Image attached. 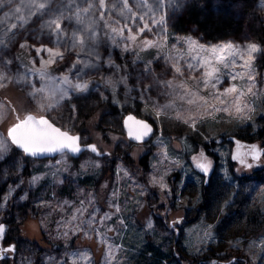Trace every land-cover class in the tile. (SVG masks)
Segmentation results:
<instances>
[{
	"label": "rangeland",
	"instance_id": "1",
	"mask_svg": "<svg viewBox=\"0 0 264 264\" xmlns=\"http://www.w3.org/2000/svg\"><path fill=\"white\" fill-rule=\"evenodd\" d=\"M197 1L106 0L103 8L98 0H0V142L6 147L0 153V224L9 225L2 243L17 249L0 257V264H94L93 249L84 240L95 242L100 264H140L144 252L156 249L165 257L161 247L176 241L188 256L264 264V173L262 180L240 187L234 177V171L241 176L261 163L247 158L253 167H245L232 159L238 147L225 142L244 132L251 137L264 125V46L251 39L206 42L196 30L177 28L187 5ZM257 9L264 14V0ZM54 21L64 25L60 38L48 32L58 31ZM114 37L120 38L118 48L110 43ZM201 44H233L238 53L227 56L228 68L210 66L218 69L215 88L203 83L201 64L211 54L201 51ZM252 44L259 49L251 54L253 78L237 75L233 80V74L249 71L241 65ZM188 63L196 67L188 69ZM232 86L245 93L243 101L252 109L248 119L234 111L237 94L224 95ZM109 100L118 109L113 115L103 106ZM81 107L94 113L82 133L77 132L86 120ZM134 111L155 125L147 143L132 144L125 135L124 115ZM27 115L51 118L104 155L86 151L78 157L64 153L27 161L22 151L12 155L8 129ZM101 116L105 123L97 128ZM178 130H183L176 138L181 152L171 139ZM207 151L212 155L206 160L216 168L211 180L217 182L209 206L200 210L202 184L210 178L197 167L202 162L198 153ZM145 156L150 157L146 169L140 166ZM72 158L81 159L74 163ZM238 196L248 197L261 214L262 222L248 236L218 230L219 215ZM156 204L155 216L139 218L145 206ZM170 223L181 231L179 240Z\"/></svg>",
	"mask_w": 264,
	"mask_h": 264
},
{
	"label": "trees",
	"instance_id": "2",
	"mask_svg": "<svg viewBox=\"0 0 264 264\" xmlns=\"http://www.w3.org/2000/svg\"><path fill=\"white\" fill-rule=\"evenodd\" d=\"M207 1V4H206ZM260 0H198V3H190L188 8L184 10L183 15L181 16L182 19L179 20L175 24V26L182 31H191V29L196 30L198 34L202 37V39L206 42H212V43H220L225 42L227 40H234V41H242L243 39H251L255 40L257 43L262 44L264 46V14L261 15L260 10L257 9V4ZM180 17V18H181ZM106 110H110V114L113 115L118 110L116 105H112L111 101H107L103 105ZM82 108V114L86 117V120L81 124L78 128L77 132L82 133L86 126L87 121L92 117V114L89 112L87 113L86 109ZM127 110H129L126 106L123 107V111L125 113H128ZM139 111V110H138ZM136 116L140 117V115L134 111ZM104 115V114H103ZM127 115V114H126ZM124 115V117L126 116ZM105 116H101L97 123V128H101L102 125L105 123ZM49 118V117H48ZM51 119V118H50ZM52 120V119H51ZM53 121V120H52ZM118 121V119H117ZM56 125L60 126L59 123L53 121ZM115 124V123H114ZM62 129L66 130V128ZM83 130V131H82ZM247 133H240L237 135L236 138L234 137H227L225 139V142L231 143L233 142L234 146L240 145V151L246 152L248 151L249 147L252 145H256L262 155L259 159V161H252L251 157L249 160L252 163H261V166H259V169H255L254 171H251L249 173L240 172L241 176H238L237 171H234L235 179L239 184V187L242 186L245 183L262 180L263 176L260 174V172L264 173V167H262V162L264 161V125L263 127H260L255 133H250L251 137H246ZM172 136V146L176 151L181 152L182 147L181 144L176 141V138L179 139L183 136V130H178L171 134ZM228 138H234V139H228ZM175 140V141H174ZM194 142H196L200 147H207L208 145L201 143L200 141H197L196 139H193ZM177 142V143H176ZM214 144L216 142H213ZM207 152H200V158L203 154L204 158L211 157L212 154ZM17 153H20V151L13 146V150L11 151L12 155H15ZM110 154H107L105 156H108ZM214 155V154H213ZM216 156V155H215ZM24 158L27 161L29 158L24 154ZM105 158V157H104ZM109 158V156H108ZM81 158H72L74 163H78ZM149 156H145L141 158L140 166L144 167L145 169L149 168ZM217 160V158H216ZM194 163V160H193ZM111 166L116 165V162L113 161V163H110ZM112 168H109L111 170ZM216 168L215 166H211L209 173L206 175V177H209L210 179H205V181L202 184V195H203V204L199 206V209L202 210L209 206L210 200L208 198L209 194L213 192V184L217 181L212 182V178L215 176ZM90 180L92 183H94L93 177H90ZM229 195V192H228ZM252 202L248 197H245L241 200L240 196H238L235 200H232L231 207L226 210L224 214L219 215L217 219L218 223V230L221 228L223 229L222 232L230 233L232 236L235 234H242L245 236H248L252 234V230L255 227L256 224L262 222L261 214L257 213L256 208L251 207ZM28 213L30 214V202H28ZM144 208L140 212L139 218H146L149 214H154L155 216L157 212V204L153 207H147ZM9 214V213H8ZM260 218V221H259ZM197 217L192 219L193 222L196 220ZM183 220V222H182ZM181 220V224L185 223V219ZM259 226V225H258ZM170 227V228H169ZM168 228L173 231L175 234L176 239L179 240L181 236V231L178 229H174V225H171V223L168 225ZM256 228V227H255ZM257 231V229H256ZM255 231V232H256ZM86 247H91L94 252V256L96 257V260L94 261V264H100L102 255L98 251L95 250V242L94 241H82ZM154 243V244H153ZM179 241L172 242L171 246H163L161 249L165 251V257L161 256V254L158 252V249L155 251L149 250L144 252V262H141L140 264H220L223 262V259L225 258H207V257H192L185 255L181 248L178 247ZM151 245H158L154 241L151 242ZM17 249H14L13 254H15ZM235 260L238 261L237 258H232L229 261H224V264H231ZM243 260V259H241ZM245 260V257H244ZM246 264L250 263L249 259H246ZM236 262V261H235Z\"/></svg>",
	"mask_w": 264,
	"mask_h": 264
},
{
	"label": "snow or ice",
	"instance_id": "3",
	"mask_svg": "<svg viewBox=\"0 0 264 264\" xmlns=\"http://www.w3.org/2000/svg\"><path fill=\"white\" fill-rule=\"evenodd\" d=\"M98 2L103 6V8H105L106 6V0H98ZM87 3L90 4H95V0H87ZM129 3V0H128ZM169 3H171V0H169ZM157 4H159V0H157ZM103 15V13H102ZM143 15V14H140ZM149 15H151L149 13ZM140 18V16L138 15L136 17V20L134 21V23L136 21H138ZM54 23V27L58 30L55 34L48 29V32L50 35L55 36L57 38H60V31L64 30V25L63 23H58V22H53ZM130 30H134V29H130ZM142 31L144 30L143 28L141 29ZM91 41V38H89ZM119 41L120 38L119 37H114L110 40V43L112 46L114 47H119ZM59 42V41H58ZM190 45H195V41H191ZM71 45H69L70 47ZM98 42L96 41H91V47L96 49L98 48ZM51 48V47H49ZM201 51L210 53V58H206L203 63L201 64V67H203L205 69V71L203 72V83L205 87H209L211 86L212 88H215L217 86V83L220 82V78L218 75V69L214 68V67H210L214 62L217 64H223V66L225 68L229 67V63L226 62L227 60V56H232L235 57L238 55V53L236 51H234L233 49V44H222L219 45L217 47H210V48H205L202 44L199 46ZM259 51V49L257 48V46L255 44H252L249 46V54L246 60H244V63L241 65V67H247L249 69V71L247 72H241V73H235L232 75V79H236V76L239 75L241 77L247 75L250 79L253 78V73L251 72V61L253 59L252 57V53H257ZM58 55V54H57ZM193 59H196V57H193ZM232 66H235V60L233 59L232 61ZM194 67H196V65L192 64V63H188L187 64V68L188 69H193ZM175 71L177 73H182V70L179 66L175 67ZM252 87H254V85L250 86L247 91L251 92ZM236 93L237 96L236 98L233 100V108L235 113L237 114L238 117L244 118V119H248V113H250L252 111L251 108H248L247 104L244 103L243 101V96L245 95L244 92H241L237 87L232 86V87H228L226 88L224 95H228V94H233ZM225 111H229V113H232V109L231 108H226L224 109ZM143 131L140 133V135H147L150 131L149 127L148 128H143ZM238 150H237V154L234 155L232 157L233 160H237L239 161L242 165H244L245 167L251 168L253 167L252 164L247 163V157H251L252 161H259L262 153L260 151V149L256 146V145H252L249 147L248 151L246 152H241L240 149V145L237 146ZM65 149H68L69 152L73 153V154H77L79 152H81V148L79 145V138H76V144L74 146L72 145H65L64 147H61L59 144H57L54 147H48V148H39L36 150H32V149H25V153L26 155L30 156V157H39V156H51L52 154H56V153H64ZM6 151V147L4 145L3 142H0V153H4ZM92 152H96L95 147H92ZM2 158V157H0ZM201 161L202 162H198L197 163V167L200 169L201 172L205 173L206 175L209 173L210 168H211V163L210 161H207L206 158L203 157V154L201 155ZM160 186L162 188L166 187V185L163 184V182L160 183ZM151 227V226H149ZM5 235V228L4 226L0 225V241L3 240ZM2 251V250H0ZM8 251H14V249L9 248ZM6 258V257H5ZM111 257H109L110 259ZM117 264H119V262H117Z\"/></svg>",
	"mask_w": 264,
	"mask_h": 264
},
{
	"label": "water",
	"instance_id": "4",
	"mask_svg": "<svg viewBox=\"0 0 264 264\" xmlns=\"http://www.w3.org/2000/svg\"><path fill=\"white\" fill-rule=\"evenodd\" d=\"M123 127L125 135L130 143H147L149 142L155 134V125L151 119L141 118L135 114H129L123 119ZM150 129L147 135H140L143 128ZM8 138L11 140L12 144L25 155V149L36 150L39 148L54 147L59 144L61 147L65 145L76 144V138H79V145L81 152L73 154L65 149L64 153H70L74 157H78L84 152H92V147H95L96 152H93L97 156H103L104 154L100 152L96 144H84L82 141V136L80 134H72L60 126L56 125L50 118L46 116L38 117L35 115H27L23 119L17 121L14 125L10 126L7 133ZM234 139V138H228ZM64 153H56L51 156H39L30 157L38 160L53 159ZM181 221V220H179ZM0 225L5 228L6 236L9 225L7 223H1ZM9 248H14L10 246Z\"/></svg>",
	"mask_w": 264,
	"mask_h": 264
},
{
	"label": "flooded vegetation",
	"instance_id": "5",
	"mask_svg": "<svg viewBox=\"0 0 264 264\" xmlns=\"http://www.w3.org/2000/svg\"><path fill=\"white\" fill-rule=\"evenodd\" d=\"M5 241L2 243V241L0 242V257H3L2 259H5V257L7 258L9 256V252L12 251H8L9 247L4 245ZM14 249V248H13Z\"/></svg>",
	"mask_w": 264,
	"mask_h": 264
}]
</instances>
